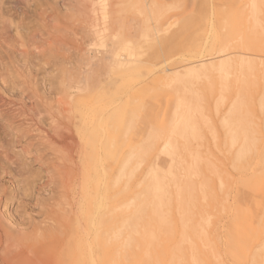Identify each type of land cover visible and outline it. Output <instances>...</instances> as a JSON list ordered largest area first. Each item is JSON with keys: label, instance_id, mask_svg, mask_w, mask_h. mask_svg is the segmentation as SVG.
Returning a JSON list of instances; mask_svg holds the SVG:
<instances>
[{"label": "bare ground", "instance_id": "6f19581e", "mask_svg": "<svg viewBox=\"0 0 264 264\" xmlns=\"http://www.w3.org/2000/svg\"><path fill=\"white\" fill-rule=\"evenodd\" d=\"M40 187L0 264H264V0H0V201Z\"/></svg>", "mask_w": 264, "mask_h": 264}, {"label": "rangeland", "instance_id": "374dc122", "mask_svg": "<svg viewBox=\"0 0 264 264\" xmlns=\"http://www.w3.org/2000/svg\"><path fill=\"white\" fill-rule=\"evenodd\" d=\"M240 12L238 11L237 13H234L233 14L234 17H231L230 19H233V21L240 20V17L242 16V11H240ZM236 16L238 18H236ZM221 31H223V29ZM222 36H224V34ZM140 70L142 71L143 74H145L146 71H147V64L146 63L143 64L140 67ZM13 139L17 140L15 137ZM27 140H29L28 136H23V138H21V140H20V143L26 144ZM20 143L19 142H14L12 147H14L17 150H19L22 147V145ZM32 154L33 153L28 155V158L30 160V167H32V170L36 169V171H37L38 170L37 168H42L41 160H40V158H39V160L38 159L34 160V157H33L34 154L33 155ZM41 175H42V173H41ZM56 187L57 186H56V182H55V184L54 183L52 184V188L54 189V191H56V193L53 191V194H52V195H55V196H53V198H54L53 201H54V203L55 202L56 203H63L64 200H59L61 198L60 197V192H59V188L58 187L56 188ZM33 191L32 192L31 191H26L25 193L20 195L18 197V199L15 198L13 200H7L6 204L4 203L5 201H0V205H1L0 207H1V210H2V213L0 212V214L3 217L5 216V218L7 217L6 219L5 218L3 219V217L0 215L1 218H2V222L6 221L9 218V219H11L12 222L15 221L16 224L21 225L22 227L26 226L28 224V220H30L29 218L32 217V216H35L36 212H38L39 209H41L38 206H40V205L43 206L48 201L47 200L48 196H49L48 188L40 187L38 189H35L34 192ZM2 206H4V207H2ZM3 213H5V214L3 215ZM5 223H7V222H5ZM23 223L26 224V225H24Z\"/></svg>", "mask_w": 264, "mask_h": 264}]
</instances>
